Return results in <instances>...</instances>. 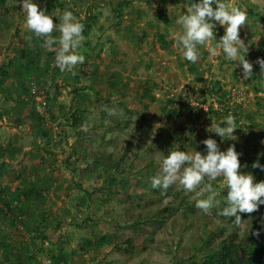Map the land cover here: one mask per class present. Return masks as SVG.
Returning <instances> with one entry per match:
<instances>
[{"label":"rangeland","instance_id":"1","mask_svg":"<svg viewBox=\"0 0 264 264\" xmlns=\"http://www.w3.org/2000/svg\"><path fill=\"white\" fill-rule=\"evenodd\" d=\"M188 2L199 0H33L88 26L78 49L86 62L73 75L27 29L20 0H0V264H178L204 260L224 240H264V205L240 214V226L218 215L227 206L222 177L213 181L220 208L209 214L178 182L151 187L177 145L206 155L209 137L221 151L234 145L240 171L264 181V170L252 167L264 161V74L256 63L264 59V0H221L246 10L239 35L253 64L248 80L222 50L212 56L197 46L192 63L174 46ZM53 21L58 38V16ZM224 33L217 22L213 43ZM32 81L46 104L30 96ZM229 113L235 139L207 131Z\"/></svg>","mask_w":264,"mask_h":264},{"label":"clouds","instance_id":"2","mask_svg":"<svg viewBox=\"0 0 264 264\" xmlns=\"http://www.w3.org/2000/svg\"><path fill=\"white\" fill-rule=\"evenodd\" d=\"M20 6L25 13L27 29L43 41L41 47L55 53V64L59 70L75 75L76 67L86 62V57L78 51L85 41V25L79 22L71 11H64L60 15L57 10L54 16L46 10H41L33 0H20ZM184 8L186 12L177 20L182 27V34L175 35L174 45L182 50L183 57L196 63L199 58L197 46H206L212 56L218 55V50H222L228 60L238 61L237 66H242V80L251 78L253 64L245 58L248 46L239 35L240 28L248 21L246 10L221 0L188 2L184 4ZM57 16L60 33L58 38L52 35L54 30H57L53 17ZM217 22L224 26L225 33L220 37L219 43L214 44V28ZM32 39V35L26 37L30 45ZM256 63L264 74V59L258 58ZM104 111L108 116L118 115L114 107L105 106ZM237 128L235 117L229 113L223 120V126L212 122L207 131L216 133L222 139H235L233 133ZM82 130L87 131V126ZM202 143L206 146V155L199 151H181L177 145L175 150L163 159L160 171L151 178V187L166 191L178 182L184 191L195 193L196 208L209 214L214 208H220L221 201L217 199L219 192L213 187V181L222 177L228 190L225 196L227 206L223 207L218 215L232 217L233 223L240 226L241 213L252 214L264 205V181L254 183L252 174L240 171L241 154L235 150L234 145L229 146L226 151H221L216 140L211 137ZM252 167L264 170V166L258 162H254ZM261 228L264 229V217L261 218ZM253 235L258 238L260 231L253 232Z\"/></svg>","mask_w":264,"mask_h":264},{"label":"trees","instance_id":"3","mask_svg":"<svg viewBox=\"0 0 264 264\" xmlns=\"http://www.w3.org/2000/svg\"><path fill=\"white\" fill-rule=\"evenodd\" d=\"M133 0H126L125 4H131ZM121 7L117 6L115 11L120 15ZM88 26L85 25L84 33H87ZM163 39V36H161ZM176 115L175 109L169 110ZM72 119L76 121V114H72ZM264 166V161H259ZM256 171L262 172L261 168H255ZM243 214V213H241ZM243 216V215H242ZM178 264H264V240L258 245H241L231 240H224L218 247L217 251L209 255L202 261L184 260Z\"/></svg>","mask_w":264,"mask_h":264},{"label":"built area","instance_id":"4","mask_svg":"<svg viewBox=\"0 0 264 264\" xmlns=\"http://www.w3.org/2000/svg\"><path fill=\"white\" fill-rule=\"evenodd\" d=\"M31 85H32V87L30 89V96L34 97V99H36V100H40V98H43V100L40 102H43V104H46V95H38L39 93L35 88V82L34 81L31 82Z\"/></svg>","mask_w":264,"mask_h":264}]
</instances>
